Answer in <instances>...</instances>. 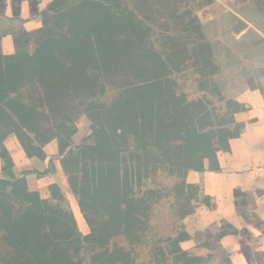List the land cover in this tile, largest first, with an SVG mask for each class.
Segmentation results:
<instances>
[{
  "label": "trees",
  "instance_id": "obj_1",
  "mask_svg": "<svg viewBox=\"0 0 264 264\" xmlns=\"http://www.w3.org/2000/svg\"><path fill=\"white\" fill-rule=\"evenodd\" d=\"M142 1L150 13H155L157 5L170 10V15L174 9L172 0ZM51 11L58 27L67 25L65 34L57 39L53 34L33 55L0 53V133L5 130L15 135L27 157L41 160L47 158L45 146L57 140L64 157L77 132L67 110L75 109L71 101L74 97L82 99L84 114L93 122L96 143L79 148L78 153L70 150L61 162L72 175V190L79 198L89 232L81 233L73 212L53 207L38 192L30 191L26 178L16 179L13 160L3 152V172L13 181L0 179V264H84L82 250L95 245L100 251L91 248L92 264H112L110 241L124 236L134 244L148 218L147 201L134 197L135 180L148 174L152 164L163 162L186 178L190 173L218 172L214 140L226 148L229 140L223 128L213 129L214 115L202 102H184L173 129L159 123L150 82L167 66L152 48L151 30L138 12L123 9L120 0H58ZM185 16L177 17L174 11L172 18ZM144 17L150 20L148 15ZM183 26L186 32L193 28L198 36L196 54L201 53L205 72L212 55L199 21L193 18ZM168 40L169 61L177 67L174 59L184 50L177 39ZM58 44L64 55L57 51ZM105 80L121 88L111 106L95 100L104 95ZM25 81L31 85L30 102L21 95ZM39 104L49 105L51 114L40 111ZM50 117L54 124L44 131L43 123ZM218 123L223 126L227 121ZM174 134L183 143L171 149L164 141ZM130 136L137 142V149L128 152V161L121 147ZM148 146L157 147L161 155H155ZM183 184L181 188L186 186L194 199L198 189L187 181ZM50 189L55 199L63 200L57 184ZM187 239V233L178 236L173 244L176 252ZM3 244L10 246L4 253ZM201 261L195 258L188 263Z\"/></svg>",
  "mask_w": 264,
  "mask_h": 264
},
{
  "label": "rangeland",
  "instance_id": "obj_2",
  "mask_svg": "<svg viewBox=\"0 0 264 264\" xmlns=\"http://www.w3.org/2000/svg\"><path fill=\"white\" fill-rule=\"evenodd\" d=\"M57 1L0 0V15L3 13L9 16L6 21L2 22L1 20L2 23L0 24V53L9 55L21 51L33 55L39 45L49 37L55 36L57 39L65 34L67 25L61 27L58 24V27L51 11ZM141 1L120 0V6L123 9L138 12L151 30L150 44L152 48L166 63L167 67H165L164 73L153 78L150 82L151 97L155 103L159 123L166 128L173 129L174 124L181 118L184 102L189 105L195 102L204 103L206 109L214 115L212 122L215 131L234 123L235 120H230L234 119V114L241 112L239 108L242 109L243 107L234 101H227L226 96L229 92L227 88H224V86L227 87V75L236 69L245 67L247 61L251 67V63L262 64L264 39L249 36L236 42L234 39H227L226 34L221 35L217 29H208L206 20L209 19V16L216 15L218 17L221 14L216 8H206L210 5L209 0H172L174 9H171V15L170 10L161 5L155 6V13H150L143 7V1ZM174 11L177 17L188 15L181 19H174L172 18ZM45 13H49L48 18L45 17ZM145 15H148L150 20L146 19ZM193 18L198 19L204 35L203 40L205 39L209 44L212 55L211 66L205 72H203L201 53L196 54V51L199 52V48L196 49L199 42L198 36L194 33L193 28L189 32L183 29V25L189 24ZM14 19L21 20L22 23H12ZM46 20H48V28L45 27ZM204 24L206 25L204 26ZM53 34L54 36H52ZM199 37L202 36L199 35ZM169 38L180 41L179 43L182 44L184 50V54L180 56L181 59L179 57L174 59L177 67L169 61L171 51L170 43H168ZM233 40L234 42H232ZM57 51L60 55H64L59 44ZM258 57L260 59L255 60ZM258 70L251 77H249L250 72H244L246 80L253 79L252 81L249 80V86L253 90L257 89L254 78L258 79L257 77L264 73V70ZM104 84V95H99L95 100L105 106H111L118 98L121 88L112 81L105 80ZM29 89H31V85L25 81L21 88V95L26 102H30ZM13 97L16 95L14 94ZM81 100L74 97L71 101L74 103L75 109L72 112L67 110V114L74 121L77 132L72 137L71 147L64 157L60 155L58 141L54 140L45 146L47 154L45 160L29 158L24 153L18 138L2 130L0 133V179L13 181L9 175L3 172L5 167L3 152H8L14 163L13 172L16 179H29L34 186V188L32 186L31 191L38 190L34 192H38L41 198L47 200L51 206L73 212L79 230L82 234H87L89 228L79 207V198L72 190V175L63 167L61 162L68 156L70 150L78 153L79 148L96 143L93 137V122L84 114L85 106ZM38 108L40 111H44L45 115L51 114L49 105L42 107L39 104ZM226 121L227 123H224ZM218 122L224 123L223 126H220ZM53 124L54 119L50 117L48 121L43 123V130H48ZM25 132L29 135V132L26 130ZM29 136L34 138L32 134ZM182 143L177 134L164 141L165 146L171 149ZM214 146L216 149H220V147L227 149L218 139L214 140ZM121 149L127 160L131 161L128 152L137 149V142L130 136L127 141L122 142ZM149 150L153 151L155 155H161V151L157 147L152 148L150 146ZM206 163L208 167V162ZM154 166L156 165L152 164L150 172L148 174L143 173L141 178L134 182V197L146 200L150 206L148 218L144 219L146 223L139 232L140 238L135 240L132 245L124 236L113 238L110 241L112 264H233V262L225 260L221 249L218 247H214L212 253L208 252L205 255L204 252L206 251L192 249L185 243V247H181V251L176 252V247L173 244L180 234L185 233L186 223L184 220H186L189 210H195L199 206L190 203L192 200L190 198L191 191L186 186L181 187L184 185L183 182H195V180L190 179L193 173H190L186 178L182 173L168 169L164 162ZM71 169L74 174L76 169L73 166ZM198 178L200 181L202 176ZM53 184L60 187L63 200H57L53 197V191L50 189ZM198 201L199 199L195 202ZM16 207L17 210H20L19 205ZM193 239L196 240L198 247L202 248L203 234L198 233L193 236ZM7 244L2 245L3 253L10 248ZM182 244L180 246H184L183 242ZM91 248L100 251L97 245L85 246L80 254L84 264H92L94 253ZM263 249L247 248L246 252L249 253L248 256L243 257V264H264V257L261 256ZM12 250L10 249V251ZM198 252L203 258L196 257ZM195 258H200L202 261L188 263Z\"/></svg>",
  "mask_w": 264,
  "mask_h": 264
},
{
  "label": "crops",
  "instance_id": "obj_3",
  "mask_svg": "<svg viewBox=\"0 0 264 264\" xmlns=\"http://www.w3.org/2000/svg\"><path fill=\"white\" fill-rule=\"evenodd\" d=\"M211 1L206 8H216L221 14L209 16L206 20L208 29H217L221 35L226 34L227 39L236 42L249 36L264 39V0ZM3 17L2 22L8 16ZM13 22L22 23L18 19ZM262 56V64L250 62L251 67L247 61L245 67L227 75V87L224 86L229 92L227 101L239 103L243 110L234 114V123L223 127L229 148H215L220 171L193 173L190 179L195 182H187L200 188H197V197L190 200L199 206L189 210L184 220V231L189 240L183 242L184 246L181 243L180 247L184 248L187 243L192 249L206 251L205 255L218 247L225 260L230 262H233V257L248 256L247 248H264V73L258 79L254 78L257 86L254 90L249 86V80L253 79L246 80L244 74L245 71L250 72L251 77L257 69L264 70ZM199 176H202L200 181ZM27 181L31 191L33 184L29 179ZM237 222L242 225L239 229ZM198 233L203 234L202 248L193 239ZM228 238L238 242L240 248L224 246L223 241ZM263 250L261 256L264 257ZM196 257L203 258L199 252Z\"/></svg>",
  "mask_w": 264,
  "mask_h": 264
},
{
  "label": "clouds",
  "instance_id": "obj_4",
  "mask_svg": "<svg viewBox=\"0 0 264 264\" xmlns=\"http://www.w3.org/2000/svg\"><path fill=\"white\" fill-rule=\"evenodd\" d=\"M236 227L239 229L240 227H242V225L239 222H237ZM253 231H255V229H253ZM223 244L224 246L232 245L237 250L240 248V244L234 241L232 238H228L224 240ZM233 264H243V257H233Z\"/></svg>",
  "mask_w": 264,
  "mask_h": 264
},
{
  "label": "flooded vegetation",
  "instance_id": "obj_5",
  "mask_svg": "<svg viewBox=\"0 0 264 264\" xmlns=\"http://www.w3.org/2000/svg\"><path fill=\"white\" fill-rule=\"evenodd\" d=\"M211 2H212V1H211ZM211 2H210V3H211ZM210 3H209V4H210ZM10 13H11V11H10ZM3 16H7V15H5V14H3V13L0 15V24L2 23L1 20L4 19ZM7 18H9V16H8ZM7 18H6V19H7ZM6 19H5V20H6ZM3 54H4V53H3Z\"/></svg>",
  "mask_w": 264,
  "mask_h": 264
}]
</instances>
